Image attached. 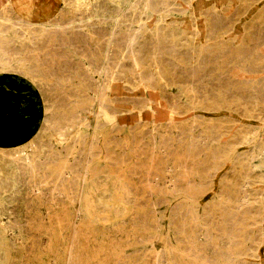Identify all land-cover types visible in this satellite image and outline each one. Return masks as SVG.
Listing matches in <instances>:
<instances>
[{
    "label": "rangeland",
    "instance_id": "rangeland-1",
    "mask_svg": "<svg viewBox=\"0 0 264 264\" xmlns=\"http://www.w3.org/2000/svg\"><path fill=\"white\" fill-rule=\"evenodd\" d=\"M152 1L0 0V264H264V0Z\"/></svg>",
    "mask_w": 264,
    "mask_h": 264
},
{
    "label": "bare ground",
    "instance_id": "bare-ground-1",
    "mask_svg": "<svg viewBox=\"0 0 264 264\" xmlns=\"http://www.w3.org/2000/svg\"><path fill=\"white\" fill-rule=\"evenodd\" d=\"M119 1V0H118ZM121 1V0H120ZM126 1V0H125ZM147 1V0H146ZM154 1V0H153ZM152 1V2H153ZM168 2V1H167ZM147 3V2H146ZM164 5V4H163ZM116 6V5H115ZM187 6H189V5H187ZM150 7V6H149ZM154 8V7H153ZM169 8V7H168ZM172 8V7H171ZM187 8V7H186ZM135 9V8H134ZM159 9V8H158ZM166 9V8H165ZM178 9V8H177ZM167 10V9H166ZM179 11V10H178ZM163 12V11H162ZM145 16V15H144ZM127 19V18H126ZM129 20V19H128ZM165 20V19H164ZM171 25V24H170ZM132 26V25H131ZM130 32V31H129ZM159 33V32H158ZM213 33V32H212ZM114 39V38H113ZM133 39V38H132ZM157 40V39H156ZM124 41H126V40H124ZM206 43V42H205ZM126 44H129V43H126ZM131 45V44H130ZM130 45H129V47H130ZM127 46V45H126ZM132 46V45H131ZM203 46V45H202ZM125 48H127V47H125ZM114 49V48H113ZM160 53V52H159ZM239 53V52H238ZM5 54V53H4ZM8 54V53H7ZM122 54V53H121ZM9 55V54H8ZM152 55V54H151ZM173 55H174V53H173ZM196 55V54H195ZM194 55V56H195ZM126 56V55H125ZM160 56V55H159ZM11 57V56H10ZM139 57V56H138ZM162 57V56H161ZM12 58V57H11ZM6 60L8 59V58H5ZM134 59H135V57H134ZM198 59V58H197ZM196 59V60H197ZM155 60V59H154ZM195 60V61H196ZM12 61V60H11ZM19 61V60H18ZM22 61V60H21ZM135 61V60H134ZM1 63V62H0ZM9 63H11V62H9ZM199 63V62H198ZM134 64V63H133ZM40 65V64H39ZM194 65V64H193ZM17 66V65H16ZM199 66V65H198ZM18 67V66H17ZM22 71V70H21ZM103 71V70H102ZM111 71V70H110ZM134 71V70H133ZM145 71V70H144ZM143 71V72H144ZM140 73V72H139ZM103 74V73H102ZM136 76V75H135ZM152 76V75H151ZM121 77V76H120ZM196 77V76H195ZM107 78V77H106ZM153 80V79H152ZM196 80V79H195ZM154 85V84H153ZM146 87V86H145ZM41 89V88H40ZM192 97V96H191ZM195 97V96H194ZM99 100V99H98ZM111 101V100H110ZM193 101V100H192ZM113 102V101H112ZM148 102V101H147ZM181 102V101H180ZM174 103V102H173ZM104 104H101V108H103L104 106H103ZM174 106V105H173ZM175 108V107H174ZM84 109V108H83ZM44 117V116H43ZM51 119V118H50ZM75 120V119H74ZM48 122H50V121H48ZM50 124V123H49ZM50 129H52V128H50ZM113 130H114V128H113ZM59 134V133H58ZM63 136V135H62ZM65 136V135H64ZM12 145V144H11ZM11 150V149H10ZM9 156V155H8ZM25 156V155H24ZM28 157V156H27ZM23 159V158H22ZM20 160V159H19ZM13 161V160H12ZM27 161L28 162H30L31 160H28L27 159ZM31 164V163H30ZM32 168V167H31ZM33 169V168H32ZM153 172V171H152ZM158 174V173H157ZM65 178V177H64ZM63 184V183H62ZM53 192V191H52ZM129 197V196H128ZM127 196H126V199L128 198ZM190 197V196H189ZM125 198V197H124ZM71 199V198H70ZM125 199V200H126ZM70 202V201H69ZM74 203V202H73ZM118 212V211H117ZM120 212V211H119ZM192 215V214H191ZM58 221V220H57ZM29 223V222H28ZM72 223V222H71ZM184 225V224H183ZM184 231V230H183ZM34 235V234H33ZM35 236V235H34ZM120 241V240H119ZM201 247V246H200ZM192 248V247H191ZM201 249V248H200ZM187 252V251H186ZM222 255V254H221ZM190 257V256H189ZM201 257V256H200ZM218 263V262H217ZM221 263H223V262H221ZM124 264V263H123ZM220 264V263H219Z\"/></svg>",
    "mask_w": 264,
    "mask_h": 264
}]
</instances>
